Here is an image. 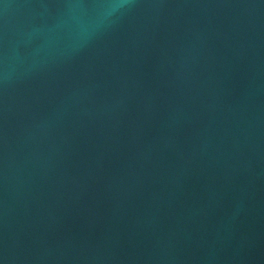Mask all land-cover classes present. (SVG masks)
<instances>
[{
    "label": "water",
    "instance_id": "1",
    "mask_svg": "<svg viewBox=\"0 0 264 264\" xmlns=\"http://www.w3.org/2000/svg\"><path fill=\"white\" fill-rule=\"evenodd\" d=\"M0 264H264V0H0Z\"/></svg>",
    "mask_w": 264,
    "mask_h": 264
}]
</instances>
